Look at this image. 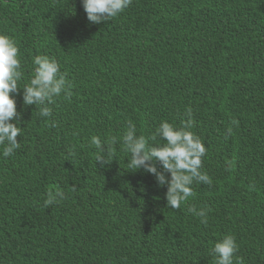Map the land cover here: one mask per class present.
Listing matches in <instances>:
<instances>
[{"label": "trees", "instance_id": "trees-1", "mask_svg": "<svg viewBox=\"0 0 264 264\" xmlns=\"http://www.w3.org/2000/svg\"><path fill=\"white\" fill-rule=\"evenodd\" d=\"M0 32L19 46L20 86L47 55L72 93L48 118L13 94L21 147L0 155V264H212L229 233L244 264H264V0H132L100 24L82 0H0ZM188 107L212 184L172 209L119 137L129 120L146 136L180 126ZM93 135L117 138L111 162H96ZM57 189L66 199L46 208Z\"/></svg>", "mask_w": 264, "mask_h": 264}, {"label": "clouds", "instance_id": "clouds-1", "mask_svg": "<svg viewBox=\"0 0 264 264\" xmlns=\"http://www.w3.org/2000/svg\"><path fill=\"white\" fill-rule=\"evenodd\" d=\"M131 3L132 0H82L88 21L94 24L113 20ZM32 64L33 75L20 86L18 82L23 79V70L19 46L14 38L0 32V155L4 158L11 157L21 147V142L17 139L21 135V127L18 126L21 114L17 111L14 93L19 94L22 89L23 104L35 105L41 118L52 116L50 105L55 103L57 97L63 94L64 99H71V83L55 58L36 55L32 58ZM184 115L186 119H182L180 126L161 121L147 136L138 135L137 125L129 120L119 137L123 149L130 153L127 162L130 171L142 169L145 173L154 175L160 187H167V205L172 209H180L194 195V183L212 184L210 176L202 170V158L207 149L201 138L191 131L194 126L192 108L188 107ZM231 130L230 128L229 132ZM116 142V137L108 142L93 135L89 146L97 150L96 162H111L112 145ZM75 190L73 186L72 191ZM64 199L66 195L63 191H49L44 206L47 208ZM187 211L198 217L201 224L208 223L207 213L210 209H197L193 206ZM238 252L239 245L235 235L225 234L210 249L212 264H244L243 257L236 255Z\"/></svg>", "mask_w": 264, "mask_h": 264}]
</instances>
